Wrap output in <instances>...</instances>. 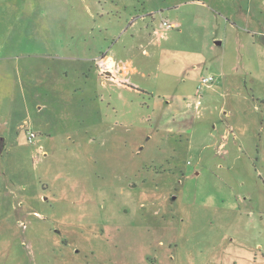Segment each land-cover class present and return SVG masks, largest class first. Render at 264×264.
<instances>
[{
    "label": "rangeland",
    "instance_id": "rangeland-1",
    "mask_svg": "<svg viewBox=\"0 0 264 264\" xmlns=\"http://www.w3.org/2000/svg\"><path fill=\"white\" fill-rule=\"evenodd\" d=\"M0 138V264H264V0H0Z\"/></svg>",
    "mask_w": 264,
    "mask_h": 264
},
{
    "label": "built area",
    "instance_id": "built-area-1",
    "mask_svg": "<svg viewBox=\"0 0 264 264\" xmlns=\"http://www.w3.org/2000/svg\"><path fill=\"white\" fill-rule=\"evenodd\" d=\"M162 28L165 30V31H168L172 28L171 24H168V23H163L162 24ZM160 36H162L161 33L157 32ZM215 81V77L214 76H206L204 78H202L201 82H200V86H199V91H201L204 87H210L213 82ZM36 138V135L34 134H31L30 135V142H34V139Z\"/></svg>",
    "mask_w": 264,
    "mask_h": 264
},
{
    "label": "water",
    "instance_id": "water-1",
    "mask_svg": "<svg viewBox=\"0 0 264 264\" xmlns=\"http://www.w3.org/2000/svg\"><path fill=\"white\" fill-rule=\"evenodd\" d=\"M218 44L220 45V42H218ZM4 149V138H0V155L2 154Z\"/></svg>",
    "mask_w": 264,
    "mask_h": 264
}]
</instances>
